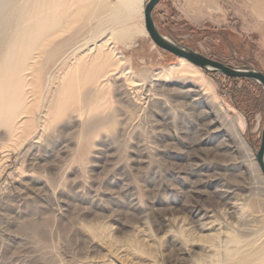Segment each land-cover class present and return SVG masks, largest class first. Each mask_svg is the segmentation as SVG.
Masks as SVG:
<instances>
[{"label":"rangeland","instance_id":"rangeland-1","mask_svg":"<svg viewBox=\"0 0 264 264\" xmlns=\"http://www.w3.org/2000/svg\"><path fill=\"white\" fill-rule=\"evenodd\" d=\"M4 1L0 49L38 15L61 25L29 45L20 107L0 118V264H264V176L247 148L264 124L260 84L175 70L141 0H39L52 3L39 14L37 0ZM261 1L160 0L153 19L264 73Z\"/></svg>","mask_w":264,"mask_h":264},{"label":"bare ground","instance_id":"bare-ground-1","mask_svg":"<svg viewBox=\"0 0 264 264\" xmlns=\"http://www.w3.org/2000/svg\"><path fill=\"white\" fill-rule=\"evenodd\" d=\"M254 1L259 6L260 0H254ZM4 2L8 3V0ZM145 2L146 1L144 0L140 1L139 8L141 10L142 16H143V4ZM261 2H262V5L260 7L264 8V0H262ZM45 3L39 0H37V2L35 1L34 3L35 12L38 13L39 12L38 9H42L44 7H46V9H50L52 3H50V5H48V3L46 4ZM130 3L131 2H128V1L120 3L125 11L124 13L127 14L128 16H132L135 13L134 8L133 9L127 8L130 5ZM36 21H37L38 26L35 29L26 28L23 30L25 34L27 32L26 39L22 38L21 40L19 39V40L14 41V43L11 42L12 40L11 39L10 42L13 44V46H4L2 49H0V104L2 103L1 104L2 107H0L1 108L0 118L4 117L5 120L11 119V118L14 119V115L18 111V106L20 107L19 96H20V86L22 87L21 79H24L23 78L24 73L29 74L28 71H30L31 69L30 64H28L29 63L28 60L32 58L31 50L36 49L44 42V39L47 36L48 30H50L51 28L56 30L61 25L59 24L58 20L54 21L53 19L47 16L38 15L36 18ZM29 45H32L31 46L32 49ZM179 61H180L179 65H181V67L183 68L179 69L178 67V69H175V70L184 71L185 70L184 66L185 67L190 66L191 68L197 69L195 66H193L190 62H188L184 58L180 57ZM7 122L9 121L7 120ZM247 148H248V151L250 152V156L253 157L254 152L250 149L248 145H247ZM253 161L255 162V159H253Z\"/></svg>","mask_w":264,"mask_h":264},{"label":"water","instance_id":"water-1","mask_svg":"<svg viewBox=\"0 0 264 264\" xmlns=\"http://www.w3.org/2000/svg\"><path fill=\"white\" fill-rule=\"evenodd\" d=\"M160 0H146L143 4L144 27L151 41L159 48L186 59L201 68L205 73L216 72L228 77L249 78L256 81L264 90V73L252 66H236L206 57L162 34L153 19V8ZM255 160L264 176V124L258 148L252 145Z\"/></svg>","mask_w":264,"mask_h":264},{"label":"trees","instance_id":"trees-1","mask_svg":"<svg viewBox=\"0 0 264 264\" xmlns=\"http://www.w3.org/2000/svg\"><path fill=\"white\" fill-rule=\"evenodd\" d=\"M245 78V77H244ZM246 79V78H245Z\"/></svg>","mask_w":264,"mask_h":264}]
</instances>
